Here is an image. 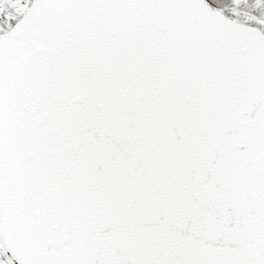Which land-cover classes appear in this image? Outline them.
I'll return each instance as SVG.
<instances>
[{
    "label": "snow or ice",
    "instance_id": "obj_1",
    "mask_svg": "<svg viewBox=\"0 0 264 264\" xmlns=\"http://www.w3.org/2000/svg\"><path fill=\"white\" fill-rule=\"evenodd\" d=\"M0 264H264V0H0Z\"/></svg>",
    "mask_w": 264,
    "mask_h": 264
}]
</instances>
